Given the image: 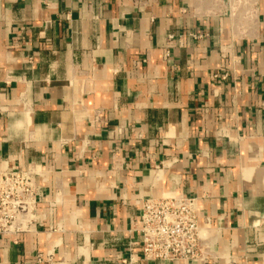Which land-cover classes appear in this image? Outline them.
<instances>
[{
  "label": "crops",
  "instance_id": "crops-1",
  "mask_svg": "<svg viewBox=\"0 0 264 264\" xmlns=\"http://www.w3.org/2000/svg\"><path fill=\"white\" fill-rule=\"evenodd\" d=\"M2 169L38 204L0 264H162L134 221L168 193L203 259L164 264H264V0H0Z\"/></svg>",
  "mask_w": 264,
  "mask_h": 264
},
{
  "label": "built area",
  "instance_id": "built-area-1",
  "mask_svg": "<svg viewBox=\"0 0 264 264\" xmlns=\"http://www.w3.org/2000/svg\"><path fill=\"white\" fill-rule=\"evenodd\" d=\"M37 191L33 171L0 170V236L34 230ZM134 222L138 234L134 245L144 261L164 264L203 259V228L195 199L174 193L146 199ZM40 260L37 256L36 262Z\"/></svg>",
  "mask_w": 264,
  "mask_h": 264
}]
</instances>
